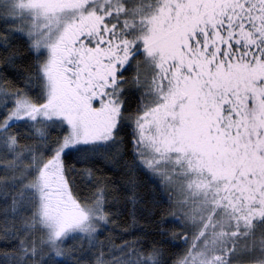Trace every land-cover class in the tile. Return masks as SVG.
<instances>
[{
  "label": "snow or ice",
  "instance_id": "obj_1",
  "mask_svg": "<svg viewBox=\"0 0 264 264\" xmlns=\"http://www.w3.org/2000/svg\"><path fill=\"white\" fill-rule=\"evenodd\" d=\"M0 49V264H264V0H0Z\"/></svg>",
  "mask_w": 264,
  "mask_h": 264
},
{
  "label": "trees",
  "instance_id": "obj_2",
  "mask_svg": "<svg viewBox=\"0 0 264 264\" xmlns=\"http://www.w3.org/2000/svg\"><path fill=\"white\" fill-rule=\"evenodd\" d=\"M16 46L20 47L21 45L19 44V42H17ZM21 52L24 55H27V52L23 49V47H21ZM3 55H4V52H3L2 49H0V57H2ZM26 62L27 61L19 62V63L22 64V63H26ZM0 76H7L9 79H14L16 77V72L11 67L6 66L3 63L2 60H0ZM100 167L104 168L103 175L112 177V178H114L116 180H120L121 179V174L118 171H116L111 165L105 166L103 164V162H101ZM99 174H101V173H98V175ZM76 179L79 180L80 178L77 177ZM125 219H126L125 216H121L120 217V229L119 230H123V228L125 227V223H124ZM129 222H130V220H129ZM140 224H144V221L141 220ZM147 230L150 231V232H153V233L155 232V228L154 227H149ZM105 235H108V233L106 232ZM103 238L104 237H100V239H103ZM155 239L160 240L161 237L155 236ZM69 243H71V242H69ZM117 243H119V241H117Z\"/></svg>",
  "mask_w": 264,
  "mask_h": 264
}]
</instances>
